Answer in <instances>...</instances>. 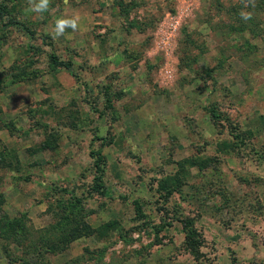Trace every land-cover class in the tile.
I'll list each match as a JSON object with an SVG mask.
<instances>
[{
    "label": "rangeland",
    "instance_id": "rangeland-1",
    "mask_svg": "<svg viewBox=\"0 0 264 264\" xmlns=\"http://www.w3.org/2000/svg\"><path fill=\"white\" fill-rule=\"evenodd\" d=\"M0 3V264H264V0Z\"/></svg>",
    "mask_w": 264,
    "mask_h": 264
},
{
    "label": "trees",
    "instance_id": "trees-1",
    "mask_svg": "<svg viewBox=\"0 0 264 264\" xmlns=\"http://www.w3.org/2000/svg\"><path fill=\"white\" fill-rule=\"evenodd\" d=\"M0 21L4 26H9V25H19L22 29H26L24 25L16 21L11 15L8 10V7L6 4L0 3ZM40 37L44 41L45 44L51 45V42L48 38L47 35L41 34ZM48 59L49 63L52 67H62L65 69H69L71 66L70 61H65L59 59L53 52H49L48 54ZM210 115L211 118H215L216 114L213 111V109H210ZM95 159L99 161L101 159V156L98 153H95ZM182 224V228L185 230L184 232V247L190 252V253H195L197 251L198 243L200 242V239L197 235V232L192 224V221L187 219V220H181L180 221Z\"/></svg>",
    "mask_w": 264,
    "mask_h": 264
},
{
    "label": "clouds",
    "instance_id": "clouds-1",
    "mask_svg": "<svg viewBox=\"0 0 264 264\" xmlns=\"http://www.w3.org/2000/svg\"><path fill=\"white\" fill-rule=\"evenodd\" d=\"M50 0H29L30 10L33 12H44L48 9ZM254 5V0H250ZM241 19L248 20L251 19V13L241 12ZM78 27V18H61L55 22L54 32L56 36H61L65 33V30L71 28L75 31Z\"/></svg>",
    "mask_w": 264,
    "mask_h": 264
}]
</instances>
